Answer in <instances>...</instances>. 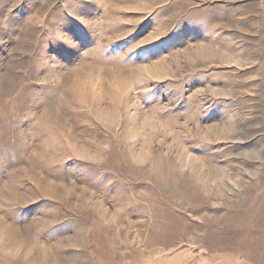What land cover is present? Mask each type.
<instances>
[{
	"label": "rangeland",
	"instance_id": "obj_1",
	"mask_svg": "<svg viewBox=\"0 0 264 264\" xmlns=\"http://www.w3.org/2000/svg\"><path fill=\"white\" fill-rule=\"evenodd\" d=\"M0 264H264V0H0Z\"/></svg>",
	"mask_w": 264,
	"mask_h": 264
}]
</instances>
